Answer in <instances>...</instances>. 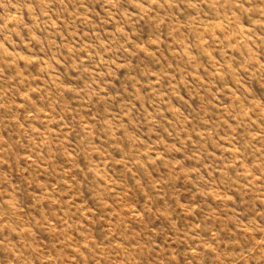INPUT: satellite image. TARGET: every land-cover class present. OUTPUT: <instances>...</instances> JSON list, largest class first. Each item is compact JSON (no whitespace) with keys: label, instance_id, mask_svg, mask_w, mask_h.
<instances>
[{"label":"rangeland","instance_id":"rangeland-1","mask_svg":"<svg viewBox=\"0 0 264 264\" xmlns=\"http://www.w3.org/2000/svg\"><path fill=\"white\" fill-rule=\"evenodd\" d=\"M0 264H264V0H0Z\"/></svg>","mask_w":264,"mask_h":264}]
</instances>
